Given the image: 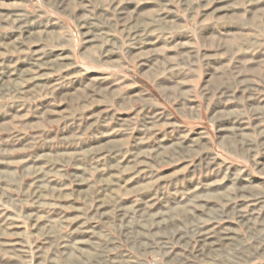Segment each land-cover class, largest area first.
<instances>
[{"label": "rangeland", "instance_id": "obj_1", "mask_svg": "<svg viewBox=\"0 0 264 264\" xmlns=\"http://www.w3.org/2000/svg\"><path fill=\"white\" fill-rule=\"evenodd\" d=\"M0 264H264V0H0Z\"/></svg>", "mask_w": 264, "mask_h": 264}]
</instances>
